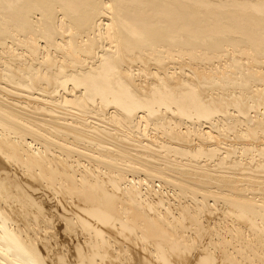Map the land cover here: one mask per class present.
<instances>
[{"label":"bare ground","instance_id":"obj_1","mask_svg":"<svg viewBox=\"0 0 264 264\" xmlns=\"http://www.w3.org/2000/svg\"><path fill=\"white\" fill-rule=\"evenodd\" d=\"M112 234L264 264V0H0V264L134 262Z\"/></svg>","mask_w":264,"mask_h":264},{"label":"rangeland","instance_id":"obj_2","mask_svg":"<svg viewBox=\"0 0 264 264\" xmlns=\"http://www.w3.org/2000/svg\"><path fill=\"white\" fill-rule=\"evenodd\" d=\"M205 126H208V125H205ZM156 186L159 187V182L156 183ZM36 194H37V195H40V194L42 195V194H43V195L45 196L46 201H47L48 203H50V204H52V203L55 202V200L52 199V196L49 197V196H48L49 193L47 194V192H45V191L42 192L41 190H39V192L37 191ZM45 194H46V195H45ZM49 198H50V199H49ZM49 200H51V201H49ZM65 204H66L67 207L69 206L68 208H70V205H68L66 202H65ZM60 209H62V207H61ZM113 236H114V237H113ZM112 237H113V239H114L115 237H116V238L118 237L117 240L120 239L121 241H124V240H125V241H124V242H125V245L129 247V250L131 251V254L134 255V258H137L136 260H134V262H130V263H128V264H138L137 261H138L139 259L141 260V258H143L142 254L144 255V257H147V254H148V253H147L145 250H144V251L142 250V248L140 247L141 244H138L139 246H137L136 244L131 243V241H129L127 238H123L122 236L117 235V234H112ZM113 239H112V240H113ZM126 239H127V240H126ZM120 240H119V241H120ZM119 241H118V242H119ZM126 241H127V242H126ZM128 242H129L131 245H129ZM120 243H121V242H120ZM127 243H128V244H127ZM133 245H134V246L136 245V246L134 247ZM138 247H139V249H140V248H141V249H140V250L137 249ZM134 250H135V251H134ZM141 250H142V251H141ZM136 254H137V255H136ZM117 263H119V262H117V261L115 262V261H114V264H117Z\"/></svg>","mask_w":264,"mask_h":264}]
</instances>
